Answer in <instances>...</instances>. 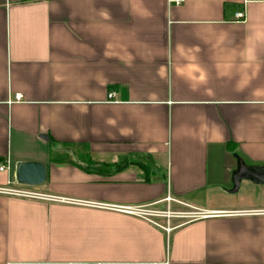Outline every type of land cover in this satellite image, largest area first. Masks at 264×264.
<instances>
[{"label": "crops", "instance_id": "0c3cea01", "mask_svg": "<svg viewBox=\"0 0 264 264\" xmlns=\"http://www.w3.org/2000/svg\"><path fill=\"white\" fill-rule=\"evenodd\" d=\"M236 156L264 166V0H0V188L65 199L0 192V264H264Z\"/></svg>", "mask_w": 264, "mask_h": 264}, {"label": "built area", "instance_id": "2783aa9c", "mask_svg": "<svg viewBox=\"0 0 264 264\" xmlns=\"http://www.w3.org/2000/svg\"><path fill=\"white\" fill-rule=\"evenodd\" d=\"M183 0H170V2H173L175 4H180ZM235 18L238 20H243L244 19V12L243 11H238L235 14ZM109 97L113 96V93L111 92ZM8 169V164L7 163H2L0 164V172L6 171ZM1 193L9 194V195H15V196H24V197H39V198H49V199H58V200H65V199H59L53 196H48V195H39L33 192H29L23 189L19 188H0ZM167 201L170 200L169 197L166 199ZM94 206L97 207H102V208H107L111 209L117 212L129 214V215H135L141 218H150V217H168V216H173V215H180L182 217H188V218H195V217H200V216H205L202 213L199 212H174L171 211L169 208L166 209H153L149 208L147 205H104V204H99V203H92ZM258 212L264 213V209L260 210ZM156 225L161 226L165 231H169L171 228L167 225L162 226L161 224L153 221L152 219L150 220Z\"/></svg>", "mask_w": 264, "mask_h": 264}, {"label": "water", "instance_id": "95a60500", "mask_svg": "<svg viewBox=\"0 0 264 264\" xmlns=\"http://www.w3.org/2000/svg\"><path fill=\"white\" fill-rule=\"evenodd\" d=\"M237 167L232 173L233 188L235 192L241 179L246 178L257 183H264V166H248L236 156ZM46 168L39 162H18L15 165V179L18 183L33 186L45 180Z\"/></svg>", "mask_w": 264, "mask_h": 264}, {"label": "trees", "instance_id": "16d2710c", "mask_svg": "<svg viewBox=\"0 0 264 264\" xmlns=\"http://www.w3.org/2000/svg\"><path fill=\"white\" fill-rule=\"evenodd\" d=\"M51 162H57V158L52 157V158H51Z\"/></svg>", "mask_w": 264, "mask_h": 264}]
</instances>
